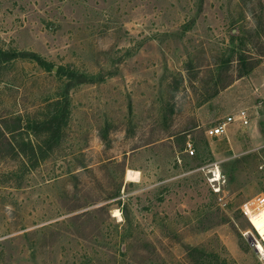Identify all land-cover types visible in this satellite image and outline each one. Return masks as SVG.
<instances>
[{
  "label": "rangeland",
  "instance_id": "1",
  "mask_svg": "<svg viewBox=\"0 0 264 264\" xmlns=\"http://www.w3.org/2000/svg\"><path fill=\"white\" fill-rule=\"evenodd\" d=\"M3 122L0 264H259L264 0H0Z\"/></svg>",
  "mask_w": 264,
  "mask_h": 264
},
{
  "label": "built area",
  "instance_id": "2",
  "mask_svg": "<svg viewBox=\"0 0 264 264\" xmlns=\"http://www.w3.org/2000/svg\"><path fill=\"white\" fill-rule=\"evenodd\" d=\"M250 122V116L245 110H237L236 113L234 114H229L219 120L216 124L213 126L209 127L207 130H205V135L206 137L209 138H215L219 136H227L228 129L231 125H239L242 127H247ZM186 150L190 153V155L193 154V150L190 146V144L186 145ZM215 192H218V190H215ZM256 207L260 208L261 206L264 205V198H258L256 203ZM249 209L253 211V208L249 207L248 204H246L243 208V213L245 214V210ZM251 225V224H250ZM250 243L252 248L255 251L256 258L259 262V264H264V241L261 239V236L259 234V231L251 225V230H250ZM261 245L262 249L258 248V246Z\"/></svg>",
  "mask_w": 264,
  "mask_h": 264
},
{
  "label": "trees",
  "instance_id": "3",
  "mask_svg": "<svg viewBox=\"0 0 264 264\" xmlns=\"http://www.w3.org/2000/svg\"><path fill=\"white\" fill-rule=\"evenodd\" d=\"M17 121L19 122V119L18 120L16 119V121H14V125L17 123ZM54 122H55L54 119L51 117L46 120H43L42 122H36L33 124V127L35 126L36 129H39L40 124L43 126L42 129L40 130L44 132L45 137L41 142L44 144H47L48 149L52 147L53 143H57V140H55V138H57L58 127L54 126ZM19 126L20 124L15 125L17 129H20ZM0 127H1L0 128V139L3 141H5L4 138L6 134H11L15 130L14 126L10 128L8 124H6L5 122H3V124H0ZM40 130H37V133ZM27 157H29L28 159H31V160L33 158V160H35L36 162L39 161V159L35 157V154L33 152L31 153L30 156H27Z\"/></svg>",
  "mask_w": 264,
  "mask_h": 264
},
{
  "label": "bare ground",
  "instance_id": "4",
  "mask_svg": "<svg viewBox=\"0 0 264 264\" xmlns=\"http://www.w3.org/2000/svg\"><path fill=\"white\" fill-rule=\"evenodd\" d=\"M219 178H220L219 171L216 170L215 174L212 176V179L210 181L216 182L219 181ZM112 213H113V217L117 218L118 220H121V215L118 210H114ZM245 213L248 217L250 224L256 227V229L259 231L261 239L264 241V205L261 206L260 208H257V210L254 211L246 209ZM258 248L262 249V246L259 245Z\"/></svg>",
  "mask_w": 264,
  "mask_h": 264
}]
</instances>
